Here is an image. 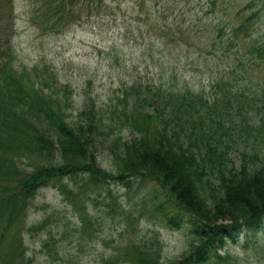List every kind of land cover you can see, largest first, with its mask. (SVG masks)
<instances>
[{
  "label": "trees",
  "instance_id": "16d2710c",
  "mask_svg": "<svg viewBox=\"0 0 264 264\" xmlns=\"http://www.w3.org/2000/svg\"><path fill=\"white\" fill-rule=\"evenodd\" d=\"M92 2L41 0L34 19L38 26L58 31ZM11 11V0H0V264H30L24 234L41 223L27 226L26 218L40 189L53 187L78 202L110 179L129 184L136 177L162 192L163 199L154 200L156 212L170 228L186 221L189 238L178 257L164 259L154 234L148 245L127 247L126 261L248 264L225 247L243 230L264 233V162L253 148L230 166L225 147L233 132L264 131V75L256 80L259 91L246 94L236 71L223 73L212 102L187 86L170 89L134 80L124 89L123 107L113 120L118 125L109 124L93 105L80 112L83 119H73L67 114L73 106L67 83H59L47 67L14 66ZM206 27L203 45L212 49L222 27ZM240 27L229 26L234 40ZM241 46L254 67L264 65V40L241 41ZM254 102L258 119L249 124L241 109ZM123 128L131 130V138L120 136L117 130ZM109 136L110 171L96 159L97 145ZM64 179L74 186L68 188Z\"/></svg>",
  "mask_w": 264,
  "mask_h": 264
},
{
  "label": "rangeland",
  "instance_id": "374dc122",
  "mask_svg": "<svg viewBox=\"0 0 264 264\" xmlns=\"http://www.w3.org/2000/svg\"><path fill=\"white\" fill-rule=\"evenodd\" d=\"M11 1L14 66L47 67L59 83H67L73 93L70 118L83 119L80 112L93 105L110 124L123 107L124 89L134 80L170 89L187 86L212 102L220 76L232 70L246 94L259 91L256 80L264 75V65L254 67L241 41L264 40V0H93L58 31L38 27L34 17L41 0ZM214 23L222 29L208 49L203 29L210 30ZM230 25L241 26L236 40ZM255 104L241 109L249 124L258 119ZM117 131L124 139L132 137L129 128ZM248 135L233 132L228 139L230 166L253 148L264 162V131ZM109 139L97 145L96 159L110 171L114 165ZM64 182L74 186L68 179ZM130 182L110 179L78 202L53 187L40 189L26 218L27 226L41 223L24 234L30 264H131L124 257L127 247L148 245L154 234L160 237L164 258L177 256L189 238L188 224L169 228L155 209L162 192L149 180L136 177ZM263 241V230L243 231L227 249L248 264H264V244L257 247Z\"/></svg>",
  "mask_w": 264,
  "mask_h": 264
}]
</instances>
